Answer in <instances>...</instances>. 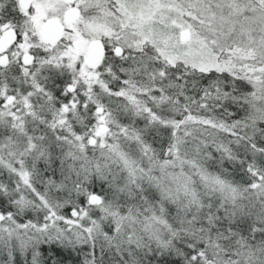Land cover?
I'll use <instances>...</instances> for the list:
<instances>
[{
  "label": "snow or ice",
  "instance_id": "6c2138e0",
  "mask_svg": "<svg viewBox=\"0 0 264 264\" xmlns=\"http://www.w3.org/2000/svg\"><path fill=\"white\" fill-rule=\"evenodd\" d=\"M0 264H264V0H0Z\"/></svg>",
  "mask_w": 264,
  "mask_h": 264
}]
</instances>
